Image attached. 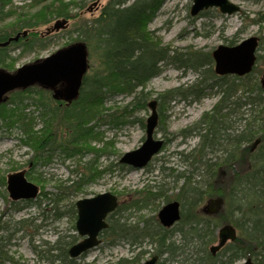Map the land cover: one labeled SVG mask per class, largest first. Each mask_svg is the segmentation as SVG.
I'll list each match as a JSON object with an SVG mask.
<instances>
[{
	"label": "trees",
	"instance_id": "16d2710c",
	"mask_svg": "<svg viewBox=\"0 0 264 264\" xmlns=\"http://www.w3.org/2000/svg\"><path fill=\"white\" fill-rule=\"evenodd\" d=\"M41 1L34 0L27 7L28 10L18 12L13 0H0V24L13 17L16 23L12 28L0 29V43L24 30L29 32L40 23H47L50 17L72 19L75 16L70 15V9L80 8L85 0H51L38 11L32 12ZM164 1L134 0L131 5H126L127 0H110L99 17L90 21L89 27H80L77 32L83 36L79 37L86 50L88 49L87 52L96 56L100 65L91 75L83 77L76 101L68 106H59L51 99L38 95L39 100L33 102L31 97L26 96L33 89L17 91L11 94L7 102L0 104V121H5L8 129L13 127L21 132L23 145L33 153L29 162L32 167L49 163L57 150L67 158L95 154L96 157L83 166L82 173L74 171L79 177L69 180L70 184L67 186L57 187L58 190H65L63 193L58 192L59 199H55L58 202L63 197L67 199L82 193L85 186L95 183L106 173L113 172L111 166L100 169L96 166V158L107 153V147L111 143H105L101 150L90 145L92 140L101 141V134L95 131V127L103 122L105 97L125 95L131 98L126 106L130 110L111 118L114 126L120 127L128 123L130 113L147 110L151 93L145 87L161 73L163 67L171 66L176 70L195 73L196 81L191 85L158 93L152 99L156 102L159 128L172 100L197 102L206 95H216L219 98L210 113L202 115L191 128L179 132L184 137L192 136L195 132V136L199 137L198 148L182 158L188 168L191 166V172L179 175V180L184 181L177 193L180 220L170 229L157 223L150 226L148 220H144L145 224L141 228L126 223L122 211L126 212L134 207L143 209L158 199L169 202L163 187H159L156 191H145L141 198L133 199L129 205L119 204L108 215V227L101 235L110 236L114 239L111 242L123 240L135 250L141 249L144 243L152 246L151 256L158 257L156 264H189L191 255H194L192 264H235L247 259L253 264H264V89L254 75V69L244 77H217L213 73L210 53H202L200 50L180 52L161 45L148 25ZM263 23L264 17L254 22L258 25ZM35 35L36 33H28L26 37H20L10 45L20 48L22 53L30 52L35 47L42 48L45 39ZM7 49L8 47L0 48V68L11 71L3 68L12 69L13 65ZM29 106L37 108L38 117L33 112H26ZM241 109H244L242 113ZM247 111L251 119L245 118ZM235 120L245 121L246 125L239 131L234 130ZM138 121L144 129V121ZM38 123H41L40 128H36ZM62 127L68 130L67 138L62 134ZM56 132L62 136L57 138ZM256 139L260 140V145L251 154L249 149ZM208 151L211 157H208ZM27 178L34 180L30 173H27ZM41 180L38 176L34 181L40 184ZM4 181L5 178L0 177V184H4ZM41 195L45 196L44 192ZM213 198L223 201L221 213L228 215L221 218V213H218L220 223L208 216L200 217L198 207L202 201ZM57 213L58 210H55L54 215ZM67 213L74 223V203L69 204ZM25 222H17L16 231H20ZM226 224L237 230V238L212 257L208 249L216 242L217 229ZM4 229L7 230V227ZM72 230L75 231L74 224ZM175 237H178V241ZM78 239L75 234L65 240L62 236L58 237L45 250L44 258L52 264H77L68 256L67 250ZM186 249L193 252L186 254ZM145 253L148 252L140 250L134 258L120 259L117 264H140ZM5 261H12V258L4 256L0 249V262Z\"/></svg>",
	"mask_w": 264,
	"mask_h": 264
},
{
	"label": "rangeland",
	"instance_id": "374dc122",
	"mask_svg": "<svg viewBox=\"0 0 264 264\" xmlns=\"http://www.w3.org/2000/svg\"><path fill=\"white\" fill-rule=\"evenodd\" d=\"M50 1L42 0L40 5L33 8L32 12L38 11ZM70 1L76 2L79 0ZM109 1L85 0L81 3L80 8L73 7L70 9V15L75 17L67 20L65 27L59 31L57 30L56 33H49L51 35H46V31H49L50 28L53 29V24L56 21H62L61 18L50 17V21L47 23H40L37 27L30 29L29 33H36L35 36L37 38L39 34L43 36V39H45L43 47H35L30 52L22 53L20 48L9 46L7 53L11 58L10 61H13L12 69L3 68L13 71L21 66L40 61L68 47L69 44L81 43L82 38L79 36L82 35L77 34L79 28L89 27L90 21L99 17ZM133 1L127 0L126 5H131ZM229 1L240 7L239 13L228 16L220 14L216 9H209L203 15L191 17L189 12L192 0H165L148 25V29L159 39L161 45L180 52L184 50H200L202 53H210L218 46L231 47L229 45L231 42L234 43L232 46H235L245 39L255 37L257 39V50L252 70L254 69V75L260 83L264 75V23L258 25L254 24V22H258L261 17H264V0ZM32 2L34 0H13L12 3L18 12H22L28 10L27 7ZM15 25L13 17L0 24V29L12 28ZM87 53L89 68L86 75L89 76L93 71L99 69L100 64L96 56L91 55L90 51ZM195 81V73L178 71L171 66H166L162 68L159 75L147 83L145 90L151 93L150 100H152L158 93L180 86H188ZM29 88L33 90L26 96L31 97L32 101L39 100L40 96L38 95H43L50 99L48 91L42 90L35 85L26 89ZM37 89L42 92H38ZM12 93L7 95L8 100ZM218 100L219 98L216 95H206L197 102L172 100L167 106L161 126L154 133L156 140L164 141L163 149L146 167L134 169L120 164L119 159L123 154L134 151L142 145L145 132L138 120L142 119L145 122L149 115V110L137 111L134 114L130 113L127 124L115 127L111 118H116L122 112H126V110L129 111L130 108H126V106L130 103L131 98L125 95L105 97L102 114L104 116L103 122L95 127V131L101 134V141L92 140L90 145L95 149L101 150V148L105 147V143H111L107 147L108 152L100 154L96 158V166L99 169L111 166L113 172L106 173L95 183L85 186L82 193L70 196L67 199L63 197L58 202H55V199H59L60 194L58 192L63 193L65 190H58L57 187L67 186L70 184L69 180L79 177L74 171L79 174L82 173L84 171L83 166L93 160L96 157L95 154L89 153L80 158H67L63 156L62 152L57 150L52 155L49 163L44 166L36 165L32 167V163L29 162L33 153L30 148L23 145L21 132L13 127L8 129L5 126V121L1 120L0 177H4L6 180L8 174L22 171L26 178L27 173H30L34 180H37L38 176H40L42 182L39 184L27 178L29 182L39 188V194L34 200H20L17 202L11 201L8 197L5 181L4 184H0V249L4 256L12 258V261L0 262V264H52L44 258L46 256L45 250L53 245L60 236L65 240L70 235H77L76 231L72 230L74 223L67 213L69 204L98 194L111 193L116 196L121 206L123 204L129 205V202H132L133 199L141 198L142 194H145L144 192L149 189L156 191L159 187H163L169 202L164 199H158L143 209L134 207L126 212L122 211L128 225H136L141 228L145 224L144 220H148L150 226L153 223L159 224L157 214L161 208L168 203L178 201L177 193L184 182L179 180L180 173L191 172V166L189 165L188 168L182 162V158L196 150L199 144V137L195 136V132L187 138L179 137L178 133L191 128L201 119L202 115L210 113ZM243 111L244 109L240 110L241 113ZM26 112H33L35 116L38 115L35 106L27 107ZM245 118L251 119L248 111ZM245 125V121L239 122L235 120L233 124L234 130L239 131ZM37 126L36 128H40L41 123H38ZM61 129L63 136L67 138L68 130L63 127ZM56 134H58L57 138H60L61 134L58 132ZM258 140L256 139L255 141ZM258 145H260V142ZM255 150L256 148L253 151L249 149V152L252 154ZM207 153L208 157H211L209 151ZM43 192L45 196L41 195ZM214 199L219 198L203 200L198 207L199 213L201 214L200 217L208 216L213 218L216 223H220L217 214L221 213L223 208L221 199L222 205L217 212L211 215L206 213V206ZM55 210H58L57 215H54ZM224 216L228 217L226 213L220 214L221 218ZM22 220L26 221L24 227L20 231H16L17 222ZM5 226L7 230L4 229ZM99 240L100 243L95 248L79 256L75 259V262L77 264H117L120 259L130 260L134 258L140 250L147 251L148 253L141 257L140 263H142L152 255L153 247L145 245V243L141 249L135 250L123 240L111 242L114 239H111L110 236L101 235ZM175 240L178 241V237H175ZM192 252L193 250L186 249V254H191ZM186 254H184V257H186ZM193 259L194 255H191L188 259L189 264H192ZM167 264L181 263L168 262ZM235 264H244V260H239Z\"/></svg>",
	"mask_w": 264,
	"mask_h": 264
},
{
	"label": "water",
	"instance_id": "95a60500",
	"mask_svg": "<svg viewBox=\"0 0 264 264\" xmlns=\"http://www.w3.org/2000/svg\"><path fill=\"white\" fill-rule=\"evenodd\" d=\"M215 8L222 15H233L240 12V7L229 0H192L190 16H197L208 9ZM66 21H56L53 24L54 30L64 28ZM27 32L17 34L14 38L0 43L5 47L10 41H16L18 37L25 36ZM257 39L250 37L239 44L231 47L218 46L212 51L211 57L214 63V73L218 76L233 75L243 77L252 71L255 62V50ZM86 47L84 44L76 43L63 48L50 56L18 68L14 73L8 74L0 70V103L7 100V94L14 90H24L32 85L42 88H53L59 82L63 83L61 89L55 91L54 99H63L71 102L78 96L83 75L87 69ZM264 89V75L260 81ZM150 110L146 118L145 139L142 145L131 152L123 154L119 163L130 166L134 169L144 168L159 153L162 147V140L154 139V131L157 126V112L155 102L148 103ZM259 141H255L250 150L253 151ZM6 191L13 202L20 200L35 199L39 193L36 185L27 181L24 172L18 171L6 176ZM222 205L220 199H214L206 206V213L211 215L217 212ZM118 206L116 196L111 193H102L94 197L79 199L75 202L76 221L75 229L78 236L83 238L80 242L68 249L70 258H78L81 254L95 248L98 243L99 234L107 228L106 217L115 211ZM160 225L170 228L180 218L179 204L171 202L163 206L157 214ZM236 238V230L231 225H224L217 230V244L210 247L212 256L215 255L227 242ZM157 257L152 256L140 264H156ZM244 264H253L247 260Z\"/></svg>",
	"mask_w": 264,
	"mask_h": 264
},
{
	"label": "flooded vegetation",
	"instance_id": "af4514ba",
	"mask_svg": "<svg viewBox=\"0 0 264 264\" xmlns=\"http://www.w3.org/2000/svg\"><path fill=\"white\" fill-rule=\"evenodd\" d=\"M25 32H27V34L29 33L27 30H24ZM59 31V30H58ZM49 33H56V30H54V29H52V28H50L49 29V31H46V35H48ZM17 34H20V33H17ZM16 34V35H17ZM26 34V35H27ZM15 35V36H16ZM26 35L25 36H19L18 37V39L20 38V37H26ZM49 35H51V34H49ZM14 36V37H15ZM14 37H10V38H14ZM45 37V36H44ZM10 38H8V39H10ZM38 38H42L43 39V36L41 35V34H39V37ZM7 39V40H8ZM18 39L16 40V41H10L9 43H8V45H6L5 47H9V46H11L10 44L11 43H15V42H17L18 41ZM6 40V41H7ZM4 48V47H3ZM14 48V47H13ZM256 50H257V47H256ZM255 50V51H256ZM210 53H212V52H210ZM213 61V60H212ZM0 70L1 71H3V72H5V73H8V74H12L10 71H6V70H4V69H1L0 68ZM39 87V86H38ZM62 87H64L63 86V83H61V82H59L58 84H56L53 88H42V87H40L42 90H45V91H48L49 92V94H50V99L54 102V103H57V105H59V106H68L69 104H71L70 102L68 103V102H66V101H64L63 99H54L53 98V96H54V93H55V91H57V90H59V89H61ZM81 90V87L79 88V91ZM78 94H79V92H78ZM74 101H76V100H74ZM73 102V101H72ZM178 136L179 137H181V138H187L188 136L186 135V137H184V136H182V134L181 133H178ZM162 144L164 145V141L162 140ZM177 202V201H176ZM178 203V202H177ZM179 204V203H178ZM179 213H181V210H180V205H179ZM158 218V217H157ZM179 220H180V218H179ZM160 224V223H159ZM164 228V227H163ZM170 228H172V227H170ZM170 228H167V229H170ZM101 236V235H100ZM99 236V237H100ZM79 240H82L81 238L79 239Z\"/></svg>",
	"mask_w": 264,
	"mask_h": 264
},
{
	"label": "bare ground",
	"instance_id": "6f19581e",
	"mask_svg": "<svg viewBox=\"0 0 264 264\" xmlns=\"http://www.w3.org/2000/svg\"><path fill=\"white\" fill-rule=\"evenodd\" d=\"M178 71H182V70H178ZM214 73V72H213ZM214 75H215V73H214ZM225 76H227V75H225ZM217 77H222V76H217Z\"/></svg>",
	"mask_w": 264,
	"mask_h": 264
}]
</instances>
